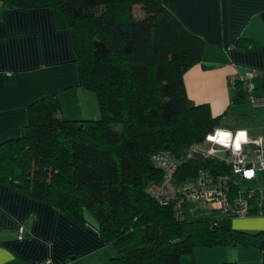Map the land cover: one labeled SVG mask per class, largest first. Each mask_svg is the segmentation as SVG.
Segmentation results:
<instances>
[{
	"label": "trees",
	"instance_id": "16d2710c",
	"mask_svg": "<svg viewBox=\"0 0 264 264\" xmlns=\"http://www.w3.org/2000/svg\"><path fill=\"white\" fill-rule=\"evenodd\" d=\"M1 2L54 9L57 27L72 31L80 83L97 94L101 116L64 118L56 95L32 102L24 134L0 141V182L82 223L90 214L116 250L113 264H182L196 246H259L264 231L235 229L232 216L196 203L185 204L178 220L171 205L147 192L148 183L162 176L153 163L158 151L180 159L177 182L201 168L230 174L225 159L186 157L220 117L208 104L194 103L183 82L184 72L201 61L205 41L162 0Z\"/></svg>",
	"mask_w": 264,
	"mask_h": 264
},
{
	"label": "crops",
	"instance_id": "0c3cea01",
	"mask_svg": "<svg viewBox=\"0 0 264 264\" xmlns=\"http://www.w3.org/2000/svg\"><path fill=\"white\" fill-rule=\"evenodd\" d=\"M162 3L205 41L201 61L183 74L187 96L209 105L212 115L220 117L216 128L226 137L236 136L234 146L245 137L264 140V104H253L244 95L238 99L239 89L229 84L231 75L253 69L255 94L264 96V0ZM49 95L57 96L64 118L101 116L97 94L80 83L72 31L57 27L54 9L3 7L0 0V141L22 136L29 105ZM220 150L229 155L228 149ZM87 219L82 223L54 204L0 182V264H113L115 248L100 234L95 218L87 214ZM231 225L264 231V212L233 217ZM193 260L264 264V248L196 246L181 263Z\"/></svg>",
	"mask_w": 264,
	"mask_h": 264
},
{
	"label": "built area",
	"instance_id": "2783aa9c",
	"mask_svg": "<svg viewBox=\"0 0 264 264\" xmlns=\"http://www.w3.org/2000/svg\"><path fill=\"white\" fill-rule=\"evenodd\" d=\"M255 76L256 72L253 69H246L243 73L231 75L229 84L239 89L251 103L264 104V96L255 94ZM221 132L216 128L206 136L211 149L199 155H215L214 151L221 153L220 148L228 149L229 158L225 160L230 165V174H212L208 169L201 168L194 177L177 182L175 172L181 163L180 159L172 157L166 151H158L154 154L153 163L162 172V176L148 183L147 192L161 205H171L176 219H183L185 204L211 201L214 204L213 209L232 218L264 212L263 138L245 137L239 141L237 147L234 146L236 136L232 138L231 135L228 137L218 135ZM194 152L197 153L196 147H192L186 157L194 155ZM212 207L207 208L212 209ZM22 231L21 228L20 232Z\"/></svg>",
	"mask_w": 264,
	"mask_h": 264
},
{
	"label": "rangeland",
	"instance_id": "374dc122",
	"mask_svg": "<svg viewBox=\"0 0 264 264\" xmlns=\"http://www.w3.org/2000/svg\"><path fill=\"white\" fill-rule=\"evenodd\" d=\"M134 11H135V13L136 14H140V6H135L134 7ZM217 146V145H216ZM194 148L196 147V151H197V153L196 152H194L195 153V155H199L201 152H203V151H206V150H209V149H211V145L208 143V141L206 140V138H205V140L203 141V142H201V143H197L196 145H194L193 146ZM220 147V146H219ZM221 151V150H220ZM189 152H191V149H190V151ZM188 152V153H189ZM187 153V154H188ZM214 153H215V155H209V156H217V157H219V158H222V159H228L229 158V156H225L222 152L221 153H219V151H214ZM188 157H191V156H188ZM211 203V204H210ZM213 202L211 201V202H202V203H200V204H196V206H199V205H202V207H209V206H213L214 204H212ZM209 204V205H208ZM212 209H213V207H212Z\"/></svg>",
	"mask_w": 264,
	"mask_h": 264
},
{
	"label": "water",
	"instance_id": "95a60500",
	"mask_svg": "<svg viewBox=\"0 0 264 264\" xmlns=\"http://www.w3.org/2000/svg\"><path fill=\"white\" fill-rule=\"evenodd\" d=\"M237 95L239 96H243V93L241 91H237ZM259 248L263 249L264 248V240H262L260 243H259Z\"/></svg>",
	"mask_w": 264,
	"mask_h": 264
},
{
	"label": "snow or ice",
	"instance_id": "6c2138e0",
	"mask_svg": "<svg viewBox=\"0 0 264 264\" xmlns=\"http://www.w3.org/2000/svg\"><path fill=\"white\" fill-rule=\"evenodd\" d=\"M218 135H221V136H226V135H228L227 133H220V134H218ZM243 136H244V133H240L239 134V137L240 138H243ZM210 139H211V137H210ZM239 146V144H237V147ZM248 175H250V173H248Z\"/></svg>",
	"mask_w": 264,
	"mask_h": 264
}]
</instances>
